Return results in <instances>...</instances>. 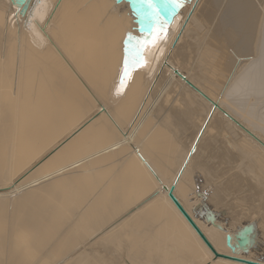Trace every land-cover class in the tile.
I'll return each mask as SVG.
<instances>
[{
    "label": "rangeland",
    "instance_id": "1",
    "mask_svg": "<svg viewBox=\"0 0 264 264\" xmlns=\"http://www.w3.org/2000/svg\"><path fill=\"white\" fill-rule=\"evenodd\" d=\"M214 1L216 0L181 1L182 19L177 26L170 29L164 44L165 53L158 63L160 67L166 58L164 69L151 79H144L143 74L142 78L135 76L125 97L117 104L107 95L109 85L121 64L125 33L137 27L128 3L124 2L122 10L115 11L113 7L119 5L115 0H61V5L68 4L63 11L64 14L50 18L46 11L53 0H44L45 6L41 8V13L31 15L30 22L36 30L48 34L57 45L66 48L65 53L73 66L72 69L66 64L67 68L76 79L77 75L73 71L85 79L92 91L85 87L89 93L87 94L71 77L72 74L67 71L63 60L55 57L47 49L36 48L27 26L19 21L20 14L13 8L11 0H0V27L7 36V41L1 38L4 45L2 42L0 45L3 46L2 60L7 63L5 70L8 72L5 76L8 73L7 81H10L11 119L13 116L18 118L22 115L30 121L32 129L39 134L35 142L37 151L42 152L38 157H44L50 148L53 149V145L57 146L61 141L64 142L72 136L71 134L79 133L78 127H82L85 121L93 120L90 122L91 127L101 128L103 137L101 139L99 136L96 140L85 139V144L83 141L77 144L75 155L82 160L80 164L71 165L67 162L68 158L64 157L61 165L57 161L55 169H46L41 176L33 180L30 176L40 167L39 164H43L42 159L38 163H36L38 159L33 162L32 158L20 161L18 152L13 151L14 140L5 142V148L1 149L5 155L0 158V179L4 178L5 181L0 180V196H9L11 199H5L9 203L0 199V203L5 201L6 208L8 206V211L0 216V247L6 244L8 246L10 243L12 209L17 198L36 191L56 179L61 185L58 189L60 198L56 199L60 202L55 204L57 206L59 204V208L53 210L52 207L51 211L48 209L45 212L48 217L54 212L58 215L51 224L52 217L44 218L45 212L39 216L41 218L43 216L42 220L47 221L44 224L49 225L44 231L46 237L36 240L41 253L30 264H153L161 255L167 256L174 251L176 254H185L173 250V243L167 237L157 236L160 225L166 221V214L153 221L155 218L149 208L142 213L139 211L142 208H138L141 206L138 200L144 198L149 190L153 191V187L172 186L183 169L178 185L182 184V191H185V187L188 188L187 194L193 193L192 197H195L193 202L197 204L200 200L195 195L193 177L199 166L203 174L199 171L197 175L205 177L202 178V185L206 181L213 188L212 190L209 188L212 191L208 199L209 207L218 212L225 211L222 218H229L232 227H226V232L211 224H208V228H214L223 236V247L226 246L228 254L257 260V255L252 250L248 254H243L239 249L232 252L226 243V237L230 234L233 237L232 244L236 245L235 227H241L250 219L255 222L261 218L263 225L259 224V228L263 229L261 235L263 240L259 241L261 247L264 245V180L259 187L256 185L258 183L252 179L248 166L250 158L237 146L243 145L252 151V148L248 147L250 141L245 139L240 128L217 110L209 118L213 111L211 104L176 74L170 72L173 69L179 71L210 99L211 97L220 99V92L227 87L225 85L229 71L222 70L220 75L214 78L215 83H211V74L216 70L223 54L222 43L216 39L215 26L220 22V16L229 0H217V12L209 23L203 18L201 9L208 3L214 4ZM249 1L258 11L254 35L248 52H243L242 47L236 44L226 52L228 57L225 59V66L232 67L235 64L234 69L237 65L235 62L245 61L256 55L262 30L264 31L261 28L264 21V0ZM191 2H194L192 11L185 18ZM91 3L102 9L105 21L117 37L112 55L110 50L109 52L100 50L102 39L99 38L92 43L90 39L83 37L80 31L70 30L69 24L75 13L86 10L87 8L83 7L87 4L90 6ZM182 21L183 29L177 31ZM95 27L101 28L97 25ZM89 47H96L98 50L89 51ZM187 63L189 66H186ZM3 64L1 65L4 66ZM37 68L38 70L34 71ZM169 68L170 71L167 70ZM60 77L65 81L63 89L56 86ZM37 78L43 92V101L52 102V109L33 107L39 95L25 83H28V80L35 81ZM69 87L76 89L79 98L67 92ZM261 97L264 98V94ZM249 100L254 104V100ZM124 101L126 111L116 112L117 105ZM98 102L108 109L109 122L105 121L102 115L99 117V113H102L97 110ZM219 102L218 100L217 103ZM139 107L142 111L138 112L136 118L134 114ZM227 110L233 112L231 109ZM56 111L66 112L69 128L63 137L58 138L60 141L57 139L58 142L47 148L48 136L53 130V123L48 117ZM36 112L44 113L45 118H40ZM252 112L258 117L256 122H264V103L259 107L253 105ZM77 122L79 123L76 125ZM125 124L128 129L122 128ZM1 125L4 124H0V129H3ZM16 134L15 132L14 135ZM64 145L60 148L62 149ZM194 145L196 152L184 169ZM91 149L92 151H88ZM262 153L264 159V152ZM17 160L20 163L16 164ZM262 164L264 173V162ZM194 165L196 168H193ZM256 171L260 172L257 169ZM140 175H144L146 182L140 181ZM262 178L264 179V176ZM143 183L147 188H141ZM162 200L163 198L156 202L154 207L160 206ZM222 224L224 227V223ZM170 232L171 238L172 231ZM64 236L76 238L79 241L76 244L78 247L85 245V249L77 253L80 256H73V249H66L68 252L65 250L64 254L54 256V250L61 240L63 242ZM103 245L108 247L102 248ZM262 255L264 256V253ZM160 259L163 264H172L165 257Z\"/></svg>",
    "mask_w": 264,
    "mask_h": 264
},
{
    "label": "bare ground",
    "instance_id": "2",
    "mask_svg": "<svg viewBox=\"0 0 264 264\" xmlns=\"http://www.w3.org/2000/svg\"><path fill=\"white\" fill-rule=\"evenodd\" d=\"M33 1L34 0H32V2ZM167 1L171 5L175 6L177 10H179L178 15L176 16L174 22L171 25H169V23H166L161 18L159 12L154 7L152 2L151 1L149 2V0H147L146 3L151 6L153 12L152 13L153 29L151 35L150 36L147 35L146 37L143 36L141 33H139L138 32L139 25L136 23L135 24L137 27L133 31H127L125 33V37L122 45L121 64L117 70V73L115 74V77L113 78V80L109 85L110 87L107 94L109 97H111L113 101H116L117 104L119 103L118 101H120L123 97H125L127 91L131 87V84L135 76L136 78L139 77L142 78V74H143L144 79H148V78L151 79L153 77L155 78L157 74H159V72H161V70L164 69L163 64L164 62H166L167 59L166 58L164 59L160 67L158 66V63L162 59L163 54L165 53L164 44L170 29L172 27L177 26V23L182 19L180 13L182 10L181 1L183 0H167ZM11 2L13 3V8L17 10V12L20 14L19 21L23 22L27 26V29L30 33L29 36L31 38V41L35 43L36 48L40 50L47 49L51 51L55 57H58L60 60H63V63L67 71L71 73V71L67 68V65L72 69L73 66L71 64V59L66 55L67 53H65L66 48L62 47L61 45L60 46L57 45L53 41V39L50 38L48 34L36 30L30 22L31 15L29 16L28 12L27 13L24 12L25 11L24 6L29 5L30 0H27L26 3L25 0H20V1L11 0ZM124 2L125 1L121 3L117 2L119 3V5L113 7V10L115 11H117L118 9L122 10V7L125 6ZM193 3L194 2L190 3L187 13L185 14V18H187L190 12L192 11ZM96 5L97 4L95 3H91L90 6L87 4L85 7H83V9L87 8L86 10L79 11L78 13L76 12L73 17V20L69 24V27L70 30H74L77 32L80 31L82 36L90 39L92 43L99 38L102 39L104 44L103 42H100L99 45L100 50L103 52H109L108 50H110V55H112L114 51V43L116 42L117 37L113 34L110 27L108 26V23L105 21V16L102 13V9L100 7H97ZM217 5L218 3L216 0L214 1V4L210 5L208 3L204 8L201 9V14L205 19V21L209 23L212 21L211 19L214 18L215 13L217 12ZM44 6H45L44 0H41L33 16L40 14L41 8H43ZM67 7H68L67 3H63V5H61V0H53V3L50 5L48 11H46L47 16L50 18H52L54 15L61 16L62 14H64L63 11ZM257 15H258L257 8L249 0H229L224 11L222 12L220 16L221 17L220 22L215 26L216 28L215 34H216V39H218L219 42L222 43L223 54L218 61V66L216 70L211 74V83L212 82L213 84L215 83L214 78L217 75H220L222 70H224L225 72L229 71V73L227 74V81L225 85L227 87L222 93L220 92L219 95L220 99H218L219 97L217 99L211 97V100H213L215 103H217V101L219 100L220 102L217 104H219V106L222 109H224L226 112L231 114L235 119H238V121H240L243 124V126H245L249 131H251L262 143H264V122H256L257 121L256 119H258V117H256L252 112L253 105L259 107L260 105H262V103H264V98L261 97V95L264 94V44H263L264 31L262 30L261 38L259 42L260 45L257 47L256 55L254 57L249 58L245 61L241 60L240 62L238 61L235 62L237 63L235 69H234L235 64L232 67L230 65L225 66L226 65L225 59L228 57L227 56L228 53L226 52H228V49L231 48L234 44H236V46L239 45L240 47H242L243 52H248L250 50V45L252 43V35H254L253 31L255 29V21ZM133 16L136 20L134 14ZM95 25L101 28L97 29ZM261 25H262L261 28L264 29V21L262 22ZM183 26L184 25L182 21L179 24L177 31H181L183 29ZM157 29L160 30L161 34L157 42L153 46L152 38L154 32ZM5 34L6 33L3 30V28L0 27V42H2L1 38H3L4 41L6 39L7 41V36ZM146 41H147V50L142 51V46ZM2 45H4V43ZM2 47L0 45V81H2L0 82L2 83V85L0 86V114L4 116L2 117V119H0V124L1 123L4 124L3 126L1 125L4 128L0 129V158H2L3 155H5V152L3 153L1 150L5 148V142L7 140H14L15 144L13 151L14 153L18 152L19 157L21 159L20 161H24L26 159L32 158V161L38 159L36 162L38 163L42 159L43 164L42 165L39 164L38 166L40 167L37 166L38 168H36V171L30 176V179L32 180L38 178V176H41V173L46 169L49 170L55 169L56 164H58L57 161L60 162L61 165V163H63L62 161L64 157L68 158L67 162L70 163L71 165H74L75 163L80 164L82 160L77 158V156L75 155L76 150L78 149V147H76L77 144L81 141H83V144H85L84 143L85 139L96 140L98 139L99 136L102 139L103 137L100 132L101 128L93 129L91 127V123H92L91 121L93 120H90L91 123L85 121L84 125L82 123V127L81 126L78 127L77 132L80 131L79 133L77 134L73 133L71 134L72 136L68 137L67 139H65L66 138L65 137L64 142L61 141L60 144L54 146L52 143L54 142L56 143L60 141L58 138L63 137L62 135L67 133L66 131L69 128V124L66 119V112L59 113L58 111H56L54 114L48 117L50 118V122L53 123V130L49 133L48 136L49 143L46 147L48 148L50 145H53L52 146L53 149L51 150L50 148L49 150L50 152L47 151L48 153L46 152L44 157L42 156L38 157L42 152V151L41 152L37 151L36 142H35L39 138V134L36 133L34 129H32V124L30 123V121L22 115L19 116L18 118H15L13 116V119H11L12 98L9 93L10 81H7L8 73L6 74L7 76H5V73L8 71H6L7 69L5 70V68L7 67L5 65L7 63L3 61L4 60L3 55L1 54ZM90 50L96 51L98 49L96 47H89V51ZM3 52L5 51L3 50ZM141 59L146 61V63L142 64ZM1 64H3L4 66H2ZM186 66H189V64L187 63ZM37 70L38 68L34 69V71ZM167 70L170 71L171 69L169 68ZM173 70L170 72H172V74H175L176 70L174 71ZM73 72L77 75V79L73 76L72 73H71L72 75L69 73L71 77L75 80V82L82 91H85V93L89 94L84 89L86 87L88 91H91V88L89 87L85 79L81 78L75 71ZM38 80H39L38 78L35 81L28 80V83H25L26 85H29L30 88L36 92V94L39 95L38 101L34 103L33 107L34 108L40 107L41 109H52L53 108L52 102H50L49 100L43 101V92L39 87L41 85L38 82ZM56 86L60 89H63L65 87V81L61 77L58 78ZM67 92L79 98V93L76 92V89L74 87H69L67 89ZM249 99L254 100L253 101L254 104L253 103L251 104L250 103L251 101ZM124 104L125 101L122 102L120 105H117L116 112H121V113L125 112L126 106H124ZM96 105H97L96 106L97 110L101 111L102 113V114L99 113L100 115L99 117H101L102 115L103 119L109 122L108 116H110V113L108 109H106L104 105H101L100 102H98V104ZM211 106L213 107V105ZM227 109H231V111L233 112H230ZM141 111L142 108L139 107V109L135 112L134 116H136L137 118ZM217 111L220 112L219 110ZM36 113L38 116H40V118L42 119L45 118L44 113L42 112H36ZM2 115H0V117ZM205 122L206 119L202 123L203 126ZM78 123L79 122H77L76 125ZM129 126L131 127L132 125ZM122 128L128 129L126 124ZM119 129L121 131L123 130L121 128ZM241 131L244 133L245 139L250 141L249 142L250 145H248V147L250 146V148H252V151L247 149L243 145H237V146L239 148H242V150L248 154L250 158L248 165L250 168V174H252V179H255L257 181L258 184L256 185H258L259 187L262 181L264 180L262 178V176H264L263 164H262L264 162L263 153H262V151L264 152L263 150L264 147H262L260 143H258L253 138H251L243 130ZM15 132L17 133L16 135H14ZM63 144L65 145L61 149L60 147ZM113 149L111 148V150ZM88 151H92V149ZM20 161L17 160L16 164L20 163ZM83 166L84 165H80V167ZM256 169L259 170L260 172L256 171ZM201 173L203 174V172ZM143 176L140 175L139 179L141 182H146ZM5 178H7V176ZM0 180L5 181L4 178ZM193 182L196 186L194 177H193ZM144 184L145 183L141 185V188L144 187ZM60 186H61L60 183L56 179H54L53 182L44 185L40 189L26 193L24 196L22 195L21 198L19 197V199L17 198V200L14 202V206L12 209V224L9 229L10 243L8 246L6 244V246L2 245L0 247L1 248L0 264H30V262L34 258H36L38 254L41 253L38 245L36 244V240L39 238L46 237V233H44V231L49 224L48 223L44 224V222H47L46 219L42 220L43 216L42 218L39 216L45 214L46 216L44 215V218H46L48 217L47 213L45 212L46 210L49 209L48 211H51L52 207L53 210L59 208L58 207L59 204L58 206L55 204H57L59 201V200L56 201V199L60 198L59 196L60 193L58 192ZM125 186L126 185H124V188ZM164 187L171 188V186L169 185H161V186L159 185L153 187L154 189L153 191L148 189L149 191L146 194V196L138 200L141 203V206H139L138 208L139 209L142 208L141 210H139L141 213L144 212L145 209L149 208L150 209L149 211H151L153 214L152 215L153 218H155L153 219V221H157L158 220L157 218L162 217L163 214H166L165 215L166 221L160 225V228L157 231L158 234L157 236L167 237L173 243V250H176L177 252H185V254H176L174 251L173 254L167 256L161 255L159 257V260H156V262L153 264H163L160 259L162 257H165V259L169 260L172 264H241L239 262L230 259L216 257L215 254L202 241V239L199 237L196 231L191 227V225L181 214V212L177 209L174 203L170 200L168 196V192L164 190ZM145 188H147V185L144 187V189ZM182 190H183L182 184L178 185L177 189L175 190V196L183 205L185 210L195 220V223L205 234L211 245L214 247L215 251L220 255H228L229 257L247 259L227 253V248L225 244H224L225 247H223V243H224L223 236L219 232H216L214 228L209 229L208 228L209 225L207 222L194 217L192 213V209L197 204L193 202L194 201V198L192 197L193 193L187 194L189 192V189L186 187H185V191ZM161 198H163L162 204H160V206L158 207H154L155 203L158 202ZM0 199L1 200L9 199V196L8 197L7 196L5 197V195L0 196ZM5 201L9 203L8 200ZM5 201L0 203V216L4 215L8 211L7 210L8 206L6 208L7 203ZM139 202L137 204L140 205ZM42 212L45 213L42 214ZM50 213L48 214L50 215ZM51 215L52 216L48 217L49 219L52 217V221L50 222V224L55 221V218L57 217L58 213L54 212ZM41 220L43 221V223ZM170 230L172 231L171 238H170V233H171ZM61 242L62 240L59 242L58 246L54 250V256L56 255V257L60 256L61 254H64L66 249L67 250L73 249L72 255L78 257L79 254L77 255V253L85 249V245H81V247H78L76 244L79 243V241L71 236H66V237L64 236L63 242L62 243ZM107 247L108 246L103 245L102 248H107ZM51 251L53 253V250ZM145 264H149V263H145Z\"/></svg>",
    "mask_w": 264,
    "mask_h": 264
},
{
    "label": "water",
    "instance_id": "3",
    "mask_svg": "<svg viewBox=\"0 0 264 264\" xmlns=\"http://www.w3.org/2000/svg\"><path fill=\"white\" fill-rule=\"evenodd\" d=\"M20 1V0H19ZM27 0H25L26 3ZM119 3L125 1L129 3L130 8L133 12V14L136 17L135 23L139 25L138 32L141 33L143 36L151 35L152 29H153V22H152V9L151 6L146 3L147 0H115ZM154 7L159 12L161 18L171 25L176 16L178 15L179 10L175 8V6L171 5L167 0H150ZM41 0H30L29 5L24 6L25 13L28 12V15H33L36 12V8H38ZM24 3V4H25ZM23 4V5H24ZM30 8V9H29ZM23 9V10H24ZM22 10V11H23ZM135 39V38H134ZM127 40V39H126ZM125 40V42H126ZM175 74L184 81L193 91H195L201 98H203L205 101H207L209 104L213 105V111L209 118L213 116V113L215 110H219L221 114H223L231 123H233L236 127L243 130L246 134H248L251 138H253L255 141L259 142L263 147L264 143H262L251 131H249L245 126H243L242 123H240L237 119H235L231 114L226 112L224 109H222L219 104L215 103L213 100H211L205 93H203L199 88H197L193 83H191L184 75H182L179 71H175ZM199 138L196 141V144L198 143ZM196 152V145L192 148L190 151V154L188 156V159L184 165V169L189 164L191 157ZM196 165H194L193 168ZM200 167L198 166L195 170L194 178H195V195L200 202H197V205L193 207L192 213L195 218L200 219L202 221L207 222L208 224L217 226L218 229H220L223 232L227 231V228L230 227V219L229 218H222L225 216V211H216L211 210L209 207L208 199L211 194V186L209 183L204 181L203 185L201 183V178L205 179L202 175L198 176L197 173L202 172ZM200 171V172H199ZM183 173L182 171L179 173L176 181L171 186V188L164 187V190L168 192V196L170 200L174 203V205L177 207V209L181 212V214L185 217V219L188 221V223L191 225V227L196 231V233L199 235V237L202 239V241L206 244V246L215 254L216 257H221L225 259H230L236 262H239L241 264H264V256L262 255L264 253V245L260 244L259 240H263L261 235L263 234L262 227L259 228V224H261V218L260 221H251L253 219H250L249 222H245L241 227H235L237 228V235L236 238V245L234 246L232 244L233 237L228 234L226 237V243L227 246L232 250V252H235L237 249L242 251L243 254H248L251 250L255 255H257V260H247V259H239L235 257H229L228 255H220L217 253L214 249V247L211 245L205 234L201 231L199 226L195 223V220L190 216V214L185 210L183 205L180 203V201L175 196V190L176 187L181 179ZM199 177V178H198ZM201 177V178H200ZM211 190H210V189ZM195 198V197H194ZM224 223V227L223 224ZM229 225L227 226L226 225ZM222 224V225H221ZM263 224H261L262 226ZM262 243V242H261Z\"/></svg>",
    "mask_w": 264,
    "mask_h": 264
},
{
    "label": "snow or ice",
    "instance_id": "4",
    "mask_svg": "<svg viewBox=\"0 0 264 264\" xmlns=\"http://www.w3.org/2000/svg\"><path fill=\"white\" fill-rule=\"evenodd\" d=\"M149 2H150V0H149ZM160 30L159 29H157L155 32H154V34H153V38H152V44H153V46L155 45V43L157 42V40H158V38H159V36H160ZM147 50V41L144 43V45L142 46V51H146ZM141 63L143 64V63H146V61H144L143 59H141ZM126 71H127V69H126Z\"/></svg>",
    "mask_w": 264,
    "mask_h": 264
}]
</instances>
